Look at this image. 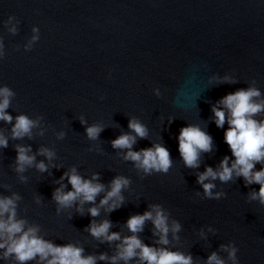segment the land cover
Here are the masks:
<instances>
[{
  "label": "water",
  "instance_id": "water-1",
  "mask_svg": "<svg viewBox=\"0 0 264 264\" xmlns=\"http://www.w3.org/2000/svg\"><path fill=\"white\" fill-rule=\"evenodd\" d=\"M10 15L19 23L6 26ZM12 25L16 34L8 30ZM33 35L39 39L32 41ZM0 38V85L15 92L7 111L39 118L32 137L19 140L11 138L12 124L0 121V132L8 137V146L0 147V195H19L16 213L27 221L25 228L38 226L42 238L77 244L84 255L97 257L96 264H111L98 257L115 255L119 241L93 237L86 230L89 223L109 219L110 231L131 235L127 219L160 204L169 223L181 224L179 239L169 232V244H157L152 222L146 221L138 233L144 243L190 253L194 264H205L212 252L232 264L221 245L234 242L238 264H264V205L247 199L259 185L245 186L242 177L227 183L217 179L213 191L225 193L217 200L204 197L197 183L206 166L215 169L225 155L231 157L224 141L228 125L216 126L213 105L253 83L264 97V0H0ZM225 76L234 82L224 81ZM131 118L148 129L133 150L166 146L173 161L167 173L145 174L124 160L126 150L112 147V140L132 131ZM256 118L264 119V112ZM94 123L104 127L97 140H90L85 129ZM187 124L200 125L213 139L198 168L186 167L179 154V130ZM17 144L31 145L36 161L46 164L38 150H54L48 171L32 166L17 173ZM72 167L86 178L99 173L106 189L115 176L128 177L123 204L91 217L88 209L99 205L101 193L95 205H83V214L76 205L57 211L52 193ZM61 182L65 190L71 188L67 178ZM4 251L0 264H20L14 256L4 258Z\"/></svg>",
  "mask_w": 264,
  "mask_h": 264
},
{
  "label": "clouds",
  "instance_id": "clouds-1",
  "mask_svg": "<svg viewBox=\"0 0 264 264\" xmlns=\"http://www.w3.org/2000/svg\"><path fill=\"white\" fill-rule=\"evenodd\" d=\"M16 20L14 16H9L5 25ZM17 24L19 23L16 20ZM8 30L16 34L18 28L12 25ZM32 31L38 33V27H33ZM38 35H33L31 40L37 41ZM2 40V38H0ZM0 58L3 53L0 52ZM224 81L234 82L229 76L223 77ZM159 95V93H157ZM15 92L12 88L0 85V121L12 124L11 138L15 140L23 139L25 136L31 138L33 129L38 127L39 118L33 119L24 113L13 117L7 109L11 106L12 98ZM213 105L212 112L214 121L218 128L228 127L224 131V141L231 150V157L225 155L217 168L206 166L203 172L197 174V183L203 188L204 197L208 199H220L225 193L214 192L216 187L214 181L217 179L221 183L232 181L234 177H242L245 186L258 184V190H252L248 194V201H257L264 205V119L256 117L264 112V97L261 91L255 86V83L247 88H240L234 92H229ZM81 123H86L83 117ZM14 121V122H13ZM171 122V118H170ZM101 123H94L86 127L85 131L90 140H97L100 132L103 130ZM131 132L122 133L111 144L113 148L126 150L124 160L133 162L134 166L142 170L145 174L167 173L173 165L170 152L166 146L161 143H154L151 147L133 150L137 137L145 139L148 136L147 127L138 119L131 118L128 122ZM134 133V135H133ZM43 134L42 132L40 133ZM64 133H58V138H63ZM178 150L188 168H198L201 162V154L212 151L213 139L198 124H187L179 130ZM8 146V137L0 132V147ZM16 159L14 170L17 173H24L27 168L35 166L40 172L48 171L49 164L55 158V151L41 147L38 152L46 157L49 164L43 160L36 161V154L31 153V145H15ZM261 167L257 169L256 165ZM59 167L58 165H52ZM67 178V183L71 185L69 190H65L67 185L62 183ZM21 181L26 180L23 175ZM59 187L52 193L53 200L57 203V211L71 208L76 205L77 211L83 214V205L89 203L95 205L96 198L101 193L103 197L98 206H92L88 209L91 217L100 215V209L114 211L124 202L122 191L130 184L128 177L123 175L115 176L107 187L99 180V173H93L91 178H86L72 167L66 171L57 181ZM199 196V193H196ZM19 195L12 193L11 196L0 195V249H5L3 257L14 256L20 264L26 261L39 259L42 264H96L95 255H84L82 246L74 243L63 245L54 244L39 236L38 226H29L25 228L27 221L23 218H17L16 207ZM39 201V197H37ZM146 221H151L153 225V235H158L157 244L168 245L169 232L174 239H179L178 233L181 231V224L173 219L169 223V213L160 204H152L149 210L142 214L131 215L126 226L131 235L121 237L119 232L110 231L112 223L109 219H103L100 222L92 220L87 226V231L95 238L109 243L119 241L116 254L108 257L105 253L99 255L100 260H110L111 264H117L123 260L125 264L136 258L139 264H194L190 253L185 254L180 250H170L167 247H157L144 243L138 233L142 232ZM210 231L212 229H209ZM201 236H204L201 230ZM221 249L228 254V260L232 264H238V248L234 242L221 245ZM205 264H226L217 252L208 255Z\"/></svg>",
  "mask_w": 264,
  "mask_h": 264
}]
</instances>
